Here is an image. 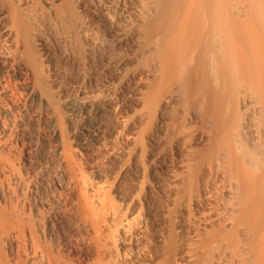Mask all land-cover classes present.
I'll list each match as a JSON object with an SVG mask.
<instances>
[{
	"label": "bare ground",
	"instance_id": "1",
	"mask_svg": "<svg viewBox=\"0 0 264 264\" xmlns=\"http://www.w3.org/2000/svg\"><path fill=\"white\" fill-rule=\"evenodd\" d=\"M0 264H264V0H0Z\"/></svg>",
	"mask_w": 264,
	"mask_h": 264
},
{
	"label": "rangeland",
	"instance_id": "2",
	"mask_svg": "<svg viewBox=\"0 0 264 264\" xmlns=\"http://www.w3.org/2000/svg\"><path fill=\"white\" fill-rule=\"evenodd\" d=\"M66 2V1H65ZM65 2H63V4H65ZM75 2V1H74ZM74 2L73 1H69V3H68V1L66 2V7L65 6H63V7H65L66 9H68V11H70V13H68L67 11V13L70 15H72L71 17H76L75 19H81V17H82V15H81V13L78 11V9H77V7H75L76 5V2H75V4H74ZM62 4V3H61ZM60 4V5H61ZM59 5V6H60ZM61 7V9H63V11H64V9L65 8H62V6H60ZM59 7H58V9L57 10H60V11H62ZM65 9V10H66ZM73 19V18H72ZM75 21V20H74ZM77 21V20H76ZM79 21V20H78ZM68 25V24H67ZM65 27H66V24H65ZM68 27V26H67ZM66 27V28H67ZM64 28V27H63ZM65 29V28H64ZM65 30H67V29H65ZM97 30H98V32L102 35V36H105V32H104V30H103V28L102 27H97ZM80 44H82L81 43V40H80V38L78 37V36H76V45L77 46H81ZM33 45H36L35 43H33ZM35 47V46H34ZM38 47V46H37ZM37 47H35L36 49H37ZM126 49V48H125ZM124 49V50H125ZM125 52H128V50H125V51H123V53H125ZM54 56L55 57H57V55H56V53H54ZM57 59V58H56ZM145 61V60H144ZM144 61H142V63L141 64H143V62ZM96 68H98L100 65L98 64V63H96L95 65H94ZM135 67V66H134ZM132 68V69H135V68ZM77 69L75 68V67H73V66H71V65H68L67 66V70H66V77H67V79H73V78H75L76 77V75H77ZM97 76H100V73L97 71ZM129 104V103H128ZM241 112V111H240ZM240 114H242V112L240 113ZM242 116V115H241ZM142 142V144H143V150L140 152L141 154L139 155V157H138V160H136V163L137 162H146V157H147V154H148V150H149V148H148V144L146 143V142H144V141H141ZM134 168L136 169V166H134ZM111 178V177H110ZM147 179V178H146ZM130 186H131V181L129 180V177L127 176L126 178H124L123 180H121V182L118 184V187H119V189H121V190H129L130 189ZM173 218V217H172ZM172 221V223H174L173 225H175V221L173 220V219H170V222ZM174 221V222H173ZM169 222V221H168ZM166 223L164 226L168 229H166L167 231H170L171 230V232H174V230H175V228H174V226L172 225V223ZM172 228H174V230H172ZM154 231L156 232V228H155V226H154ZM154 247H156V246H154ZM155 249V248H154ZM155 250H157V247H156V249ZM160 250V249H159Z\"/></svg>",
	"mask_w": 264,
	"mask_h": 264
}]
</instances>
